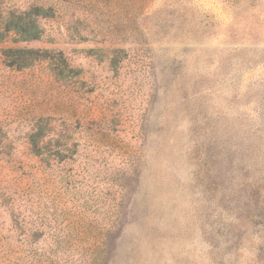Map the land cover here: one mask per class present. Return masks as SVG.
I'll use <instances>...</instances> for the list:
<instances>
[{"label": "rangeland", "instance_id": "obj_1", "mask_svg": "<svg viewBox=\"0 0 264 264\" xmlns=\"http://www.w3.org/2000/svg\"><path fill=\"white\" fill-rule=\"evenodd\" d=\"M34 6L0 40V264H264V0H2Z\"/></svg>", "mask_w": 264, "mask_h": 264}, {"label": "trees", "instance_id": "obj_2", "mask_svg": "<svg viewBox=\"0 0 264 264\" xmlns=\"http://www.w3.org/2000/svg\"><path fill=\"white\" fill-rule=\"evenodd\" d=\"M40 16H47L46 11L39 7H30L24 11L5 10L2 8L0 0V40L29 41L37 39L42 35L41 27L38 23ZM8 54L9 64L13 67H26L30 60L43 59L41 50L36 49H16L10 50Z\"/></svg>", "mask_w": 264, "mask_h": 264}]
</instances>
